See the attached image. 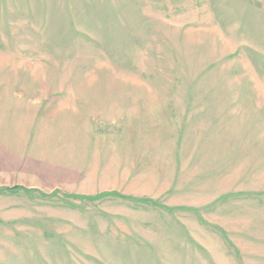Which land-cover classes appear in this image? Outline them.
Segmentation results:
<instances>
[{
  "label": "rangeland",
  "instance_id": "374dc122",
  "mask_svg": "<svg viewBox=\"0 0 264 264\" xmlns=\"http://www.w3.org/2000/svg\"><path fill=\"white\" fill-rule=\"evenodd\" d=\"M0 264H264V0H0Z\"/></svg>",
  "mask_w": 264,
  "mask_h": 264
},
{
  "label": "crops",
  "instance_id": "0c3cea01",
  "mask_svg": "<svg viewBox=\"0 0 264 264\" xmlns=\"http://www.w3.org/2000/svg\"><path fill=\"white\" fill-rule=\"evenodd\" d=\"M42 145L45 147V142H43ZM44 149H45V148H44ZM63 164H64V163H63ZM63 168H64V170H63V172H61V173H71V171H68L67 169H65L64 166H63ZM33 175L35 176L36 179H41V177H42L41 174H40V176H39V174H33ZM31 187H32V188H33V187L35 188L36 186H35V185H33V186L30 185L29 188H31ZM26 188H28V186H27Z\"/></svg>",
  "mask_w": 264,
  "mask_h": 264
}]
</instances>
